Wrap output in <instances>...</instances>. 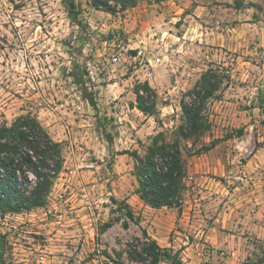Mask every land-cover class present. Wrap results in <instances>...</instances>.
<instances>
[{
    "label": "rangeland",
    "instance_id": "obj_1",
    "mask_svg": "<svg viewBox=\"0 0 264 264\" xmlns=\"http://www.w3.org/2000/svg\"><path fill=\"white\" fill-rule=\"evenodd\" d=\"M136 6L156 18L134 20ZM133 7L111 14L88 0H0V119L32 112L64 157L44 207L0 218V264H144L129 254L130 244L145 241L142 229L180 264L260 256L264 190L249 194L242 166L260 143L242 135L254 119L264 126V0ZM207 70L220 80L202 111L209 127L181 136L182 103ZM143 83L156 92L152 115L136 107L133 91ZM158 132L179 138L183 161L216 152L236 168L204 174L210 183L186 174L180 208L145 209L135 160L119 152L143 156ZM124 204L137 223L119 209ZM183 205L181 222L175 214Z\"/></svg>",
    "mask_w": 264,
    "mask_h": 264
},
{
    "label": "trees",
    "instance_id": "obj_2",
    "mask_svg": "<svg viewBox=\"0 0 264 264\" xmlns=\"http://www.w3.org/2000/svg\"><path fill=\"white\" fill-rule=\"evenodd\" d=\"M139 0H88L95 9L116 13L133 7ZM69 5H73L69 2ZM220 85L216 74L205 71L199 82L190 90L194 98L182 103L185 118L180 125L181 136L190 137L207 130L208 121L202 113L205 102L214 96ZM136 107L145 114L156 110V92L147 83L134 88ZM4 117V116H3ZM264 124V120L261 122ZM241 133V131H240ZM205 146L203 149H210ZM135 160L134 174L137 180L135 193L149 207H179L182 205V191L185 188V167L178 137L168 140L158 132L140 156L136 150H124ZM64 157L61 143L55 141L30 111L19 114L10 121L0 119V218L8 214L29 212L44 207L55 180L63 170ZM124 215L137 223V218L127 204L120 206ZM127 224L125 223L124 226ZM108 226V224H105ZM145 241L130 244L129 254L144 264H158L168 260L180 264L172 250L163 248L142 229ZM1 245V244H0ZM3 248H0V259ZM241 264H264V241L261 254L255 260Z\"/></svg>",
    "mask_w": 264,
    "mask_h": 264
},
{
    "label": "crops",
    "instance_id": "obj_3",
    "mask_svg": "<svg viewBox=\"0 0 264 264\" xmlns=\"http://www.w3.org/2000/svg\"><path fill=\"white\" fill-rule=\"evenodd\" d=\"M132 14L135 13L134 20L138 16H144L149 20L153 17L156 18L155 15L148 13L149 9L146 7L139 8V6L132 8ZM137 13V14H136ZM262 119H264V115H262ZM262 122V121H261ZM263 125V124H262ZM257 128V129H256ZM250 131V132H248ZM257 133V134H256ZM253 135L257 138V141L260 143L259 146L254 149L246 158L245 163H243V167L248 175V178L251 180L252 186L247 189L250 191L249 194L254 198L259 196L261 190H264V126L261 128L257 124V120L254 119L253 123L251 122L247 126L244 127V134L242 137H248ZM240 149L241 145H239ZM243 151H240L236 155H240ZM234 158L230 155L222 156L217 154L216 152H208L204 155L196 157L195 155H190L184 160V167L187 174V177H191L194 181L196 180H204L210 183L208 176L204 175L207 173H218V174H228L235 170L236 166H232ZM198 175V176H197ZM244 187V184H241ZM142 205H144L142 203ZM145 209L151 210H159L155 208H150L147 205H144ZM185 205L181 208L180 211L177 210L175 214V219L178 218L179 221L183 222L188 217L186 216ZM189 230H191L189 228ZM182 235V233L180 232ZM185 235V233L183 234ZM183 237V236H182ZM170 245V243H168ZM174 247V243L171 245Z\"/></svg>",
    "mask_w": 264,
    "mask_h": 264
},
{
    "label": "built area",
    "instance_id": "obj_4",
    "mask_svg": "<svg viewBox=\"0 0 264 264\" xmlns=\"http://www.w3.org/2000/svg\"><path fill=\"white\" fill-rule=\"evenodd\" d=\"M241 172H243L244 171V169L243 170H240ZM189 180H191V177L189 176V177H187ZM240 179H244L245 177L243 176V175H240V177H239Z\"/></svg>",
    "mask_w": 264,
    "mask_h": 264
}]
</instances>
